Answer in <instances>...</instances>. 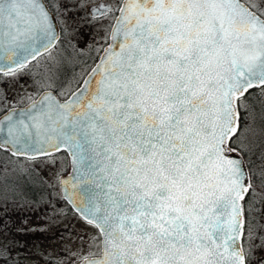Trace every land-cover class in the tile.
I'll return each instance as SVG.
<instances>
[{
	"label": "snow or ice",
	"instance_id": "6c2138e0",
	"mask_svg": "<svg viewBox=\"0 0 264 264\" xmlns=\"http://www.w3.org/2000/svg\"><path fill=\"white\" fill-rule=\"evenodd\" d=\"M70 8L104 30L74 85L46 76ZM33 68L40 98L0 118V200L50 167L97 230L70 264H264V0H0V107Z\"/></svg>",
	"mask_w": 264,
	"mask_h": 264
},
{
	"label": "rangeland",
	"instance_id": "374dc122",
	"mask_svg": "<svg viewBox=\"0 0 264 264\" xmlns=\"http://www.w3.org/2000/svg\"><path fill=\"white\" fill-rule=\"evenodd\" d=\"M64 27L67 28L68 35L73 32L71 39L80 49L92 48L95 50L97 42L104 36V30L93 22L64 24ZM55 57L51 63L50 71H46V76L74 85L76 80H79L84 74V67L71 68L75 58L68 49L62 46H57ZM39 76L40 73L33 68L32 73L24 76L15 86L9 82L6 87L9 99L4 106L25 103L30 100L29 97L32 99L39 91ZM25 166L27 168H24ZM19 167L23 168V171L35 170L39 176H44V180L50 185L53 190L51 193L54 196L56 187L50 167L39 162L32 164L27 160ZM28 167L29 170H27ZM1 201L3 200H0V220L3 221V224H0V232H3V235L0 236V244L13 250L12 254H15L13 256L20 264H49L51 260H54L56 264H70L73 253L82 248L87 250V245L83 243L81 237L85 240L90 239L97 231L75 213L48 217L41 212L38 213L39 205L33 208L28 202L17 200L11 201L15 204L5 206Z\"/></svg>",
	"mask_w": 264,
	"mask_h": 264
},
{
	"label": "flooded vegetation",
	"instance_id": "af4514ba",
	"mask_svg": "<svg viewBox=\"0 0 264 264\" xmlns=\"http://www.w3.org/2000/svg\"><path fill=\"white\" fill-rule=\"evenodd\" d=\"M78 2L91 3L93 2V0H78ZM105 2L111 3V0H105ZM69 11L71 13V18H68V19L57 18L58 30L65 29L64 24H84V23L92 22L87 12H85L83 9L77 10L76 8H70ZM72 34L73 32L69 33V35H72ZM61 35L62 36L64 35L62 31H61ZM69 37L70 39L66 41L62 45V47H64L65 49H68L75 58L73 64L71 65V68L73 67L76 69V68L84 67V73H85L89 69V67L94 63V60L97 56V52L92 48L80 49L78 45L74 44V40L71 39L73 35ZM0 99H3V98H0ZM15 105H21V104H15ZM15 105H10V106H15ZM10 106L0 107V113ZM19 168L20 167H18L17 171L11 176L12 184L9 186V189H8L10 193L13 191L12 190L13 188L16 190L19 186H22V184L25 185V187H30V188L33 187L34 189H37L40 187L39 184L42 183L41 180H42V177L44 179V176L42 175L39 176L37 174V171L35 172V170L23 171L22 170L23 168H20V169ZM24 168H27V166H25ZM29 169L30 168L28 167L27 170ZM27 179L31 180L30 182H28V184L25 183ZM45 182L47 183V181ZM47 185L49 187L45 190V192L39 193V201H37L36 203V205L40 206L38 213L41 212V214H45L48 217H53L54 215L63 216V215L73 214L74 212L70 208V206L65 202V200L60 198V196L58 195V192H59L58 187H56V192L53 196V194L51 193V191L53 190H51V187L49 184ZM257 199L259 200L260 197H257ZM5 206L7 205L5 204Z\"/></svg>",
	"mask_w": 264,
	"mask_h": 264
},
{
	"label": "trees",
	"instance_id": "16d2710c",
	"mask_svg": "<svg viewBox=\"0 0 264 264\" xmlns=\"http://www.w3.org/2000/svg\"><path fill=\"white\" fill-rule=\"evenodd\" d=\"M255 93H256V96L261 95L259 90H255ZM253 100H255V96L253 97ZM30 181L31 180H26L25 183L28 184V182H30ZM41 182L42 183L39 184L40 187L37 189H34L33 187H31V188L25 187V185L22 184V186H19L15 191H12L11 193L9 191H7L6 201L3 200L1 202L3 203V205L6 204L8 206V204H15V202H11V201H17V200L19 202L26 201V203L28 202L34 208L36 206L37 201H39V193H44L45 190L49 187L47 185L48 183H46L44 181L43 177H42ZM8 194H10V195H8ZM12 251L13 250L9 249V255H10L9 264H17V262H19V261H17L15 256H13L15 254H12ZM49 264H56V263L54 260H51V261H49Z\"/></svg>",
	"mask_w": 264,
	"mask_h": 264
},
{
	"label": "water",
	"instance_id": "95a60500",
	"mask_svg": "<svg viewBox=\"0 0 264 264\" xmlns=\"http://www.w3.org/2000/svg\"><path fill=\"white\" fill-rule=\"evenodd\" d=\"M94 66V63L89 67V69L83 74L82 78L84 77V75L91 70V68ZM81 78V79H82ZM72 90H75L74 88ZM40 98V91L32 98L30 99L29 101L21 104V105H15V106H10L8 108H6L4 111H2L0 113V118H2L6 113H10L12 109H16V113H14L13 115L16 116V115H19L20 111L22 110H27L30 106H31V102L32 100H38ZM66 174V173H65ZM66 202V201H65ZM67 203V202H66ZM68 204V203H67ZM69 205V204H68ZM70 208L73 210L72 206L69 205ZM74 212V210H73ZM75 213V212H74ZM76 214V213H75ZM77 215V214H76ZM78 216V215H77ZM79 217V216H78ZM76 264H79V260L76 262Z\"/></svg>",
	"mask_w": 264,
	"mask_h": 264
}]
</instances>
